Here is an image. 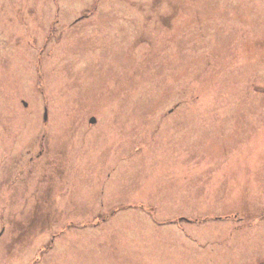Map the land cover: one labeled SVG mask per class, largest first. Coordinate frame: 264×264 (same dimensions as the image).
I'll return each instance as SVG.
<instances>
[{
  "label": "rangeland",
  "instance_id": "obj_1",
  "mask_svg": "<svg viewBox=\"0 0 264 264\" xmlns=\"http://www.w3.org/2000/svg\"><path fill=\"white\" fill-rule=\"evenodd\" d=\"M137 1L0 0V228L33 204L1 184L20 150L47 147L60 199L32 240L0 235V264H264V0H205L200 29L146 0L159 54ZM96 2L143 28L92 33Z\"/></svg>",
  "mask_w": 264,
  "mask_h": 264
},
{
  "label": "flooded vegetation",
  "instance_id": "obj_2",
  "mask_svg": "<svg viewBox=\"0 0 264 264\" xmlns=\"http://www.w3.org/2000/svg\"><path fill=\"white\" fill-rule=\"evenodd\" d=\"M167 3H168L167 10H169L171 13L173 11V6H171L170 4H173V3H171L169 0ZM202 7H204L203 0H198V1L194 0L192 4H189L186 7V9L188 10V8H189V10H190L191 8H198L199 10H196L194 12V16L196 17L197 14H199L201 12ZM136 12H138L139 18L143 19L142 23H144V25H146V24L149 25L152 21L154 23L155 30H157L158 29L157 27H160V26L163 27L164 30H165V28L168 30L171 27L168 19H167V23L165 25H164V23H162V21L160 19L159 20L152 19L151 16H153L152 15L153 11L150 9H147L146 0H145V2H141V4L137 5ZM93 13L94 14L96 13L97 15L95 14L96 15L95 16V22L93 23V25H91L92 27L93 26L95 27V30L92 33L97 32L99 30V28H103V30L105 32L108 31L110 34H111L110 31H112L114 29H116L118 31V29L120 30V29H127L128 28L127 12H125L124 7L117 6V7H107L106 9L97 8L94 10H90L91 17H94ZM113 14L115 15V18H111V19L107 20L106 22L104 21V19L108 15H113ZM190 14H191V10H190ZM97 16H99V18H97ZM100 16H106V17L101 19ZM85 17L86 16L79 17L78 21L83 20V18H85ZM200 17H201V15H200ZM91 21H94V19H91ZM100 23H103V24H100ZM169 31L173 32V34L176 35L173 29H170ZM142 32H146V31L143 29ZM92 37L94 39L95 35L93 34ZM145 38H147V37H145ZM143 41H145V40H143ZM146 41L148 42L149 45L151 44L150 41H148V40H146ZM174 44L176 45L175 49L177 51L178 50L177 39L175 40ZM125 48H126L125 49L126 57L129 59V54H128L129 48H127V46ZM103 58L108 59L109 55L107 58L106 57H103ZM98 68L97 69L95 68L96 74L100 73L98 71ZM43 146H45V145L40 146V149H39V151H37V154L35 156L28 149L35 150L36 147L34 149H32L30 147H25L23 149L28 150V151L20 150L17 153V157H14L9 164L4 163L2 165V166L8 167V171L9 170H12V171L17 170V172L14 173L10 177L9 173H7V174L3 173V169H2L1 184L4 185L7 182L13 181V184L11 186L12 188L21 187L23 189V192H28V194H29L28 198H25L26 193H24V195L22 197L23 202L24 203H33V204H31V207L29 208L27 213L24 214L23 216H18L15 214L18 217L12 216L7 220H6V218H4L1 221L0 235H3L8 231L10 233V236L12 238L14 237L13 240L16 238H22L21 240H26L27 235H28V238L32 240L34 237L37 236L36 234H37V229H38L39 225H42L44 223L42 221V217H37V215H36L37 204L38 203H57L60 200L59 196H57L56 198H52V195L54 194V192L52 191L53 188L46 186L47 184L50 183L53 176L55 175V173H53V170H55V168H53V166L56 165V161H53L51 163L53 165L52 166L49 164V162L51 161V159H49V158L43 159L46 162L44 164H40V162L42 160L37 162V160L35 159L36 157H41V155L44 154ZM45 148L47 149L46 146H45ZM25 157H26V160H25V162H23V159H25ZM47 164H48V167L46 166ZM30 182L34 183L35 185L32 188V190L27 191L26 188ZM45 186L48 188H45ZM60 192H63V191L60 190ZM39 193H40V195H39ZM63 196L64 195H62V197ZM39 208H42V205H39ZM17 232L19 235L14 236V234H17ZM20 244H21V246L24 245L23 242H21ZM45 248H46V250H49L50 246L47 245Z\"/></svg>",
  "mask_w": 264,
  "mask_h": 264
},
{
  "label": "water",
  "instance_id": "obj_3",
  "mask_svg": "<svg viewBox=\"0 0 264 264\" xmlns=\"http://www.w3.org/2000/svg\"><path fill=\"white\" fill-rule=\"evenodd\" d=\"M96 122V118L95 117H92L91 119H90V123H95Z\"/></svg>",
  "mask_w": 264,
  "mask_h": 264
}]
</instances>
